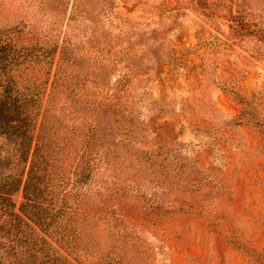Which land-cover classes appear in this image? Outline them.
Here are the masks:
<instances>
[{"label": "rangeland", "instance_id": "rangeland-1", "mask_svg": "<svg viewBox=\"0 0 264 264\" xmlns=\"http://www.w3.org/2000/svg\"><path fill=\"white\" fill-rule=\"evenodd\" d=\"M1 2L101 80L107 157L75 197L89 259L264 264V0Z\"/></svg>", "mask_w": 264, "mask_h": 264}, {"label": "trees", "instance_id": "trees-1", "mask_svg": "<svg viewBox=\"0 0 264 264\" xmlns=\"http://www.w3.org/2000/svg\"><path fill=\"white\" fill-rule=\"evenodd\" d=\"M13 5L0 3V264H100L87 255L90 216L75 197L107 157L101 80L91 84L98 74L71 44ZM229 17L245 27L233 6Z\"/></svg>", "mask_w": 264, "mask_h": 264}]
</instances>
